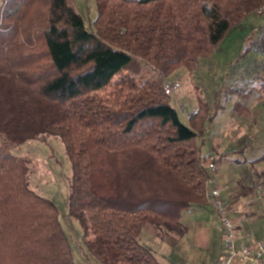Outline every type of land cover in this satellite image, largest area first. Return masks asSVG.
<instances>
[{"label": "trees", "instance_id": "trees-1", "mask_svg": "<svg viewBox=\"0 0 264 264\" xmlns=\"http://www.w3.org/2000/svg\"><path fill=\"white\" fill-rule=\"evenodd\" d=\"M95 3L94 32L68 0L0 5V264H75L57 205L30 187L27 171L7 151L40 135L65 144L69 214L102 264H163L141 243L144 226L183 235L185 211L213 208L210 165L232 152L201 153L200 138L215 118L210 102L199 97L184 123L164 80L180 69L193 73L264 0ZM258 50L264 55V35ZM142 62L163 77L139 81L127 71ZM234 94L242 100L232 114L250 115L251 89L223 84L218 93ZM92 145L104 152L98 176ZM252 182H240L239 199L255 195Z\"/></svg>", "mask_w": 264, "mask_h": 264}, {"label": "rangeland", "instance_id": "rangeland-1", "mask_svg": "<svg viewBox=\"0 0 264 264\" xmlns=\"http://www.w3.org/2000/svg\"><path fill=\"white\" fill-rule=\"evenodd\" d=\"M68 2L82 15L87 31L94 32L95 0ZM263 35L264 5L234 27L210 58L200 59L193 73L180 69L165 78L180 84V90L172 96V104L178 110L182 122L186 123L189 112L198 106L199 97L210 102L211 113L217 118L213 123L221 128L222 137L232 119L233 129L227 140L221 142L218 139L219 130L214 131L211 138L205 133L201 153L207 154L213 145L220 143L223 150L231 151L230 155L241 161L237 162V178L241 177L240 182L248 184V181L250 183L253 180L254 185H264V166L259 167L261 171L249 166L250 161L264 154V95L261 99L258 97L261 83L264 82V55L258 50ZM127 71L134 73L139 81L163 77L145 62L141 65L132 63ZM223 84L246 92L251 89V94L245 98L250 115L232 114L233 104L242 100V96L234 94L220 97L218 93ZM7 151L16 156L27 171L30 187L57 205L75 264H102L87 249L81 225L69 214L72 166L61 138L44 134ZM90 152L94 174L98 176L104 166V152L96 145L91 146ZM256 172L261 174V179H257ZM216 178L218 183L217 175ZM227 178L225 182H228ZM226 215L240 224L245 235L249 234L243 238L246 243L264 237V203L256 200V195L240 198L239 202L228 205ZM181 221L187 227L183 235L155 227L157 233L152 236L143 228L141 243L151 249L163 264H217L223 241L221 218L217 211L209 206H195L182 214Z\"/></svg>", "mask_w": 264, "mask_h": 264}, {"label": "built area", "instance_id": "built-area-1", "mask_svg": "<svg viewBox=\"0 0 264 264\" xmlns=\"http://www.w3.org/2000/svg\"><path fill=\"white\" fill-rule=\"evenodd\" d=\"M164 89L166 93L174 96L180 90V84L164 80ZM210 168L215 171L217 166L211 164ZM207 193L210 204L221 218L223 241L217 264H264V237L254 239L249 244L244 241L243 238L249 234L245 235L240 226L226 215L228 204L222 196L216 175L208 181ZM255 195L256 200L264 203V185H255ZM249 222L251 223L250 220Z\"/></svg>", "mask_w": 264, "mask_h": 264}, {"label": "crops", "instance_id": "crops-1", "mask_svg": "<svg viewBox=\"0 0 264 264\" xmlns=\"http://www.w3.org/2000/svg\"><path fill=\"white\" fill-rule=\"evenodd\" d=\"M194 109H196V107ZM215 120H217V118H214V120H212L210 122L209 126H208V129L206 131L207 137L208 136L210 137L214 133V131H218L219 130L218 131L219 132V134H218L219 138L218 139L221 142L224 141V140H227V138L230 136V133H231V131L233 129L232 119L229 121L228 128L226 129V132L224 133L223 137L220 134L221 128H218L217 124L213 123ZM216 122H218V121H216ZM221 123L223 124V122H221ZM222 124H221V126H222ZM215 126H216V128H215ZM201 139H205V138L203 137V138H200V140ZM230 152L231 151L223 150L222 149V145L220 143L213 145L208 150V153L211 154L212 157L213 156L219 157V156H221L224 153H230ZM261 156H264V154L261 155ZM253 161L254 160L250 161V165L249 166H252V168H256V169H259V171H261L260 169H262V168H259V167H263L264 166V164H263L264 161L255 162V163ZM237 162L240 163L241 161H238L237 159L233 158L232 155H228V157L221 163V165L218 166V170L216 171L217 173H215L217 175V177H218V185L222 189V196L224 197V199L226 200V203L228 205H230V204L233 205V204L239 202V200H240L238 198V196H239V192H240L239 191V188H240L239 186H240V178L241 177L239 176L237 178V172H238ZM256 164H257V167L255 166ZM226 177H228L227 178L228 182H225ZM256 220L254 222H257ZM236 223L240 226V224L238 222H236ZM144 229H146V231L150 232L149 234H152V236H155L156 233H157V230H156L155 226L152 225V224H146L144 226ZM141 235H142V233H141ZM141 235H140V237H141Z\"/></svg>", "mask_w": 264, "mask_h": 264}]
</instances>
